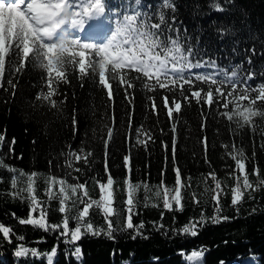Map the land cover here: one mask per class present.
Returning a JSON list of instances; mask_svg holds the SVG:
<instances>
[{"label": "trees", "instance_id": "obj_1", "mask_svg": "<svg viewBox=\"0 0 264 264\" xmlns=\"http://www.w3.org/2000/svg\"><path fill=\"white\" fill-rule=\"evenodd\" d=\"M170 2L176 11L172 13L171 9H165L166 17L170 20L173 14L176 16L182 40L187 29L191 45L196 48L194 61L198 58L216 60L220 67L229 70L234 65H242V76L246 77L248 72L255 73L249 81L252 87L264 84V0ZM107 4L113 11L128 7L127 0H107ZM142 4L141 10L156 13L163 0H142ZM217 4L225 10L218 11ZM222 29L225 30L223 36ZM16 63L14 55L6 58L5 74L0 81V134L5 135L0 157H4V163L25 173L35 171L39 174L35 184L36 196L41 202L40 207L47 213V220L52 224L61 223L64 214L58 211L59 199L49 201L45 194L48 187L46 177L66 179L68 184L84 183L87 196H84V190H78L74 196L70 189L66 192L70 197L67 206L73 208L75 202L76 207L82 209L79 198L83 197L85 202L99 200L97 181L106 183L110 174L114 180V213H119L111 217L114 226L122 225L127 216V185L124 181L128 177L131 183L140 185L135 194L137 214L133 216V223L143 222L144 228L140 235L133 230L117 231L115 239H109L103 233L99 236L86 234L73 245L66 243L63 237L57 239L58 232H44L31 225H21L18 220L27 218L29 203L9 195L12 174L0 169V223L10 226L16 236L24 237L23 241H18L13 236V243L9 244L0 234V264H48L44 254L50 253L54 246L57 253L52 264H190L182 253L190 255L201 247L207 249L203 264H220V261L225 264H264V185L256 191L249 189L240 204L233 206L231 189L236 186L240 174L230 155L233 147L243 149L247 157L245 170L253 187L258 183L257 177L264 179V118H253L255 130L247 125L237 128L234 122L218 115L225 111L222 106L197 104L187 91V85L185 94L191 103L183 101L178 86L171 92L159 88L152 92L145 90L143 79H134L137 76L134 71L129 72V77L136 86L128 90V97L119 82L113 81L114 96L110 101L106 90L98 83V75L89 72L81 80L78 71L69 68L68 83H60L59 94L53 97L58 105L54 108L47 101L37 99L48 91L47 73L34 60L28 62L23 71L16 72ZM193 71L211 72L212 69ZM201 88L207 91L208 85L195 81L193 90ZM165 95L169 97L170 106L174 96L182 105L179 113L173 112L172 119L164 107ZM149 97L155 99V112L151 109ZM242 103L247 104V101ZM257 107L264 108V103L258 101ZM73 116L77 120L75 134ZM108 128L113 129V135L108 142L106 173L104 141L108 139ZM138 128L150 133L152 139L146 135L138 137ZM174 135L175 166L181 170L183 184V211H176L175 205L173 210L163 207L165 190L175 188L172 163ZM13 138L16 141L14 145ZM138 138L145 143L138 144ZM69 145L71 150L79 151L83 147L85 153L91 151L89 163L73 161V168H67L65 160ZM10 147L13 149L11 152ZM125 155L129 156L130 172L124 166ZM75 168L81 171L75 172ZM162 172L163 185L160 183ZM210 173H215L221 185L218 190L220 215L229 217L219 223H212L210 219L215 212L212 196L216 195L212 191L215 181ZM20 179V186H26L27 177ZM240 184L242 187V177ZM52 188L59 195L60 185L53 184ZM172 194L174 191L169 193ZM201 213L206 222L203 226L198 225L196 236L180 232L189 221L199 220ZM75 214L73 208L70 215ZM86 219L96 228H107L102 210L95 205L89 209ZM161 224L163 228L159 227ZM70 227H75L74 221H70ZM18 243L36 248L41 253L40 257L17 258L14 251ZM75 246L82 250L79 259L71 254ZM253 255L257 261L249 259Z\"/></svg>", "mask_w": 264, "mask_h": 264}, {"label": "snow or ice", "instance_id": "obj_2", "mask_svg": "<svg viewBox=\"0 0 264 264\" xmlns=\"http://www.w3.org/2000/svg\"><path fill=\"white\" fill-rule=\"evenodd\" d=\"M128 7L120 11H113L107 4V0H0V81H2L6 70V58L16 57L15 71L21 72L30 61H35L37 66L47 73V93H41L37 99L47 101L52 107H58L53 99L58 95V86L60 83H68L69 68L78 71L79 79L83 80L91 72L94 76L98 75L99 85L106 90L108 99L111 101L114 96L113 81L119 82L121 88L125 90V96L128 97L129 89L135 88V83L129 77V72L137 73L135 80L143 79L145 90L152 92L157 88L168 92L179 90V95L184 102L191 103V99L185 94V85L190 92L191 98H194L197 104L203 102L211 107L217 104L223 107L225 111L218 115L226 117L234 122L237 128L250 126L255 130L253 118H264V108L257 107V102L264 103V84L252 87L249 84L255 75L254 72H248L246 77L242 76V65H234L231 70L220 67L216 60L195 59L196 48L191 45V37L184 30L183 40L181 37L180 24L173 14L170 20L166 17L165 9H171L175 13V5L170 0H163V4L156 13L141 10L142 0H127ZM233 0H226L231 3ZM151 8V5H148ZM218 11L225 9L219 4L216 5ZM158 20V22H154ZM107 25V27H105ZM114 25V27H113ZM110 33V35H108ZM175 33V36L172 35ZM225 30H221V35ZM199 41H197L198 47ZM254 52V49H253ZM251 64V60L248 61ZM212 69L211 72H194V69ZM154 81V83H153ZM198 81L208 85L207 91L204 89L193 90L194 82ZM12 82L9 81V84ZM215 86V88H213ZM15 87V85H13ZM225 89H230L225 91ZM255 93V95H253ZM152 111H156L157 105L153 97H149ZM247 101V104L242 103ZM164 107L167 109L169 119L173 118V112L179 113L182 105L177 97H163ZM231 110L229 111V106ZM73 134L76 132L77 120L73 116L72 120ZM129 127H131V117H129ZM203 127V126H202ZM175 133V124L172 126ZM113 135V129L108 128V139L105 144V172H108L107 150L108 142ZM146 135L152 139L150 133H146L142 128L137 129V136ZM5 143V135L0 134V149ZM16 143L15 138L12 145ZM138 144L145 141L137 140ZM165 147H167L165 145ZM207 148L205 139V150ZM66 154L65 164L69 169L73 168V161H81L87 165L88 158L92 152L84 151L83 147L79 151L71 150ZM13 149L10 147L9 151ZM172 163L175 174V188L166 189L163 197V207L167 210L183 211L181 189L183 187L181 179V170L175 166L176 143L173 136L172 145ZM63 155V153H62ZM235 161V169L239 172L237 184L231 189L233 206H237L242 201L245 192L249 189L258 190L259 186L264 185V179H258L256 187L249 180L245 170V160L247 157L243 149L233 147L230 153ZM255 155V154H253ZM124 166L129 169V156H124ZM51 164V161H49ZM0 169L6 170L11 175V189L9 195L14 199L19 198L29 203V213L27 218L18 220L21 225H31L44 232H58V237L64 238V241L75 245L82 236L86 234L99 236L102 233L109 239H115L114 233L117 231L133 230L136 235L141 234L144 228L143 222L133 223V216L136 215L135 194L140 187L139 184H133L128 177L125 178L127 185V199L125 201L127 216L122 225L114 226L111 217L114 214L112 185L113 177L108 174L106 183L97 181L100 198L85 202L83 197L79 198V203L83 205L80 209L75 208V215H70L73 208L67 206L70 197L66 194L70 189L72 195H76L78 190H84V196L88 193L84 183L68 184L66 179H57L55 176L45 178L48 187L45 194L49 201L59 199L58 211L64 214L61 223L52 224L47 220L46 211L40 207V201L36 196V178L39 174L35 171L25 173L23 170L4 163V157H0ZM75 172H80V168H75ZM255 173V170H254ZM215 181L216 195L212 196L215 201V212L210 218L212 223H219L222 220H228L229 217L221 216V207L219 200L220 182L216 179L215 173L209 174ZM27 177L26 186L21 187V177ZM161 185L164 184L163 172L161 173ZM243 178L241 187L240 179ZM73 179H76L73 177ZM2 180V178H0ZM59 184V195L53 191L52 185ZM147 187V185H145ZM174 194L169 195L170 192ZM26 193V195H24ZM159 195V192H157ZM147 199V198H146ZM95 205L103 212L107 225L106 229L94 227L87 220L89 209ZM39 213L34 215V213ZM14 215V214H13ZM70 221L75 222V227H70ZM206 222L204 214L201 213L199 220L189 221L180 232L196 236L198 234V225L203 226ZM163 228V225H159ZM0 234L3 241L9 244L13 243V236H16L10 226L0 223ZM135 238V237H133ZM18 241H23V236H16ZM207 249L201 247L200 250H193L190 255H185L190 264H203V257ZM57 253V247H52L47 256L48 264H52V258ZM14 254L17 258H27L29 255L33 258L40 257L41 253L36 248L26 247L23 243L16 244ZM77 259L81 257L82 250L79 246L74 247L71 253ZM257 261L254 255L249 258ZM220 264H225L220 261Z\"/></svg>", "mask_w": 264, "mask_h": 264}, {"label": "rangeland", "instance_id": "obj_3", "mask_svg": "<svg viewBox=\"0 0 264 264\" xmlns=\"http://www.w3.org/2000/svg\"><path fill=\"white\" fill-rule=\"evenodd\" d=\"M105 27H107V25H105ZM108 35H110V33H108ZM241 264H244V263H241Z\"/></svg>", "mask_w": 264, "mask_h": 264}]
</instances>
